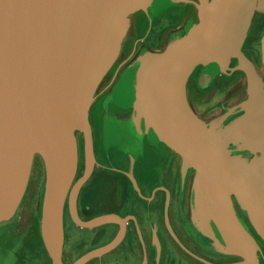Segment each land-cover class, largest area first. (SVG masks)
Masks as SVG:
<instances>
[{
  "label": "flooded vegetation",
  "instance_id": "flooded-vegetation-1",
  "mask_svg": "<svg viewBox=\"0 0 264 264\" xmlns=\"http://www.w3.org/2000/svg\"><path fill=\"white\" fill-rule=\"evenodd\" d=\"M199 3L130 0L117 10L115 22L123 31L120 47L92 106L99 103L101 120L114 119L132 136L117 139L120 141L115 143L121 146L111 151L105 137H96L91 111L97 165L79 194L78 211L85 221L104 214L127 219L126 234L114 250L87 264H106L109 257L112 263L107 264H143L146 257L147 264H205L177 243L167 221L187 250L210 263L241 262L236 247L229 248L237 237L248 238L256 247L259 264H264V219L253 216L246 199L252 168L264 156V116L259 118V111L252 108L254 99L247 75L232 71L238 59L228 58L226 68L214 61L199 64L190 72L175 107L185 104L192 121L179 120L172 111L174 104H169L168 115L175 116L174 122L169 120L171 136L161 134L157 122L145 113L144 117L139 112L137 116L139 100L152 88L155 58L198 27ZM252 26L242 51L253 63L264 93V6ZM120 85L123 103L116 98ZM99 96L104 98L100 100ZM219 108L221 113H217ZM198 124L201 131L197 134ZM197 140L203 142L200 159L188 164L183 148L191 149ZM209 158L218 171L217 192L222 203L206 184L205 164ZM43 164L39 154L33 157L32 171L39 172ZM82 167L79 177L85 162ZM30 173L22 199L12 212L15 217L0 226V264H53L34 225L36 236H27L32 230V216L37 220L39 211L43 214L46 189V183L43 190L34 188ZM64 224V264H72L110 243L121 230L119 224L88 229L82 238L85 252L73 259L69 252L74 241L70 225L78 226L70 216L69 197ZM20 229L22 235L14 240V231ZM106 237L110 238L104 242Z\"/></svg>",
  "mask_w": 264,
  "mask_h": 264
},
{
  "label": "water",
  "instance_id": "water-1",
  "mask_svg": "<svg viewBox=\"0 0 264 264\" xmlns=\"http://www.w3.org/2000/svg\"><path fill=\"white\" fill-rule=\"evenodd\" d=\"M68 1L88 4L95 17L83 14L77 4L66 5ZM129 1L0 0V213L13 214L24 194L34 154H39L47 170L42 222L53 264H64L68 197L70 216L76 226L83 229L108 224L121 226L114 240L89 251L72 264H87L110 253L126 234L127 219L116 214L83 220L78 211V197L97 165L89 114L95 101L92 93L114 61L123 35L114 20L113 33L118 38V46L107 68L101 70L105 28L109 15L115 12L117 18V10ZM263 6L264 0H200L198 27L155 58L152 88L137 105L141 113L157 122L161 134L171 136L169 120L175 116L168 115L167 106L176 88L182 95L190 72L199 64L214 61L226 68L230 57L239 61L232 71L247 75L254 99L253 110L259 111V118L264 116L261 81L253 63L242 51L251 18ZM182 72L185 74L180 78ZM176 104L177 100L173 107ZM70 121L80 127L84 140L85 168L76 181L79 158L77 145L71 138ZM198 126L201 125L195 127L197 134L201 131ZM183 149L187 163L192 164L200 159L203 142L197 140L191 149ZM205 167L206 184L222 203L217 192V168L210 158ZM251 174L246 196L248 207L253 216L263 220L264 156L255 163ZM167 222L182 248L201 262L213 264L187 250ZM234 239V247L230 249L236 247L243 258L235 264H259L253 243L248 238ZM147 263L146 257L143 264Z\"/></svg>",
  "mask_w": 264,
  "mask_h": 264
},
{
  "label": "rangeland",
  "instance_id": "rangeland-1",
  "mask_svg": "<svg viewBox=\"0 0 264 264\" xmlns=\"http://www.w3.org/2000/svg\"><path fill=\"white\" fill-rule=\"evenodd\" d=\"M76 2H86L87 0H74ZM257 13H255L252 17V21H251V25L249 26V29H248V33L247 35L251 34L250 32H252V28H253V22H254V18H255V15ZM103 78V77H102ZM101 78V80L99 81V83L96 85L95 89H94V92L92 93V98L93 99H97L98 97V93H99V90L101 88V85L103 83V79ZM103 88V87H102ZM101 88V89H102ZM122 95H123V86H118L117 88V92H116V98L118 99L119 102L123 103V98H122ZM100 100L104 98V96H99ZM116 100V99H115ZM117 101V100H116ZM218 102V101H217ZM98 104L97 103L96 105H94V114H95V111H96V107H98ZM138 104H141V101L138 102ZM137 104V105H138ZM219 104V102H218ZM92 107V106H91ZM177 107V106H176ZM174 107V110L173 113H176V115H178V119L181 120V121H187V114H188V108L186 107L185 104L179 106V107ZM220 109V108H219ZM91 109L89 111V114L91 113ZM220 112H217V113H221V109L219 110ZM199 120L201 121H204L202 118H199ZM94 128L96 129L95 132H96V137H105L106 140H108L107 142V147L109 149H111V151L115 150L118 146H121L119 143H115V141H120V140H117V139H121V138H124V137H128V136H132V134H130V131L128 130V128H126L125 126H122L120 123H118L117 121H115L114 119L108 117L107 119L105 120H98L96 118H94ZM98 130V132H97ZM180 131V130H179ZM222 132L220 131V134ZM218 136V135H216ZM189 137H191V135H189ZM76 142H77V154H78V169H77V174H76V177H79L80 176V173H81V167L83 166L84 164V140H83V135H82V132L79 131L76 135ZM117 145V146H116ZM116 146V148H114ZM250 152V151H248ZM38 154L35 153L34 154V157H36ZM44 163V161H43ZM30 176L32 177V181L34 183V188H36V186H38V188H41L44 187V184L46 183V180H47V170H46V165L45 163L42 165V167H40V171L37 172L36 170H33L32 171V168H31V173H30ZM30 179V178H29ZM76 179V178H75ZM32 183V184H33ZM42 193L41 192V196H42ZM27 202V200L25 201ZM39 208V206L37 207V209ZM37 209L35 210L36 213H37ZM41 211H39V213L37 214V220L35 218V215L32 216V225L30 224L32 230L31 232L29 233V236L31 239L33 238L32 236H36L34 233H33V225L35 226V228L37 229V234L40 235L41 237V242L45 244V247L46 246V240H45V232H44V228H43V222H42V217H41ZM15 216L12 215V214H7V216L2 213H0V226L3 224V223H6V222H11L13 220ZM24 223V222H23ZM88 229H81L79 227H75L73 224L70 225V233L74 236V241H73V247L70 245L69 247V252H70V256L73 257V259H76L81 253L85 252V249H84V246L86 245L85 243H82V238L85 237V232L88 233L89 231H87ZM14 234L12 236V238L14 240H17V238L19 239V237L22 235V232H21V229L20 231H14ZM26 238V237H25ZM110 237H106V239L104 240V242H107L109 240ZM246 240V239H245ZM248 241V240H247ZM21 246V245H20ZM234 246L233 245H229V248H233ZM72 259V260H73ZM112 263L111 262V258L109 257V259L106 261V264L107 263Z\"/></svg>",
  "mask_w": 264,
  "mask_h": 264
},
{
  "label": "bare ground",
  "instance_id": "bare-ground-1",
  "mask_svg": "<svg viewBox=\"0 0 264 264\" xmlns=\"http://www.w3.org/2000/svg\"><path fill=\"white\" fill-rule=\"evenodd\" d=\"M92 1H94V0H92ZM76 4L78 5L77 8H79V10L81 12H83V14H85L86 16H88L90 18L95 17V12L93 11V9L88 4L74 3L71 1L66 2V5H69V6L76 5ZM114 20H116V16H115V12H112L109 15L107 26L105 28V33H104L103 49H102V51H103L102 52L103 67L101 70H105L107 68L109 60L113 58V56L116 52L117 46H118V44H117L118 38L113 33L116 30V27L113 25ZM185 72H182L180 74V78H182L184 76ZM178 92H179L178 88H176L173 91V94H172L171 100H170L171 104L176 103V100L179 99L180 94H178ZM91 110H92V112H94V106L91 107ZM93 116H94V118L97 119V121L101 120L99 105H98V107H96V111H95V114L93 113ZM174 121H175V119L171 118V122H174ZM172 127H176V124L173 123ZM69 129H70V133H71V138H72L74 144L77 145L76 135L79 131H81L80 127L75 122L70 121L69 122ZM98 143H99V141H98Z\"/></svg>",
  "mask_w": 264,
  "mask_h": 264
},
{
  "label": "crops",
  "instance_id": "crops-1",
  "mask_svg": "<svg viewBox=\"0 0 264 264\" xmlns=\"http://www.w3.org/2000/svg\"><path fill=\"white\" fill-rule=\"evenodd\" d=\"M255 13H259V10H257ZM254 13V14H255ZM251 21H252V18H251ZM251 21H250V25H251ZM249 25V26H250ZM249 29V28H248ZM248 33V32H247ZM248 36V35H247ZM247 38V37H246ZM264 38V37H263ZM246 40V39H245ZM245 42V41H244ZM263 57H264V49H263ZM138 110V109H137ZM138 112L141 114L140 116L144 117V113H141L139 110L137 111V116L139 115Z\"/></svg>",
  "mask_w": 264,
  "mask_h": 264
},
{
  "label": "trees",
  "instance_id": "trees-1",
  "mask_svg": "<svg viewBox=\"0 0 264 264\" xmlns=\"http://www.w3.org/2000/svg\"><path fill=\"white\" fill-rule=\"evenodd\" d=\"M82 169H83V167L81 168V171H82ZM80 175H81V173H80ZM80 178V177H79Z\"/></svg>",
  "mask_w": 264,
  "mask_h": 264
}]
</instances>
